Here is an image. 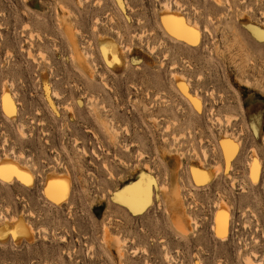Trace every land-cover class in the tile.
I'll return each mask as SVG.
<instances>
[{"label":"rangeland","instance_id":"obj_1","mask_svg":"<svg viewBox=\"0 0 264 264\" xmlns=\"http://www.w3.org/2000/svg\"><path fill=\"white\" fill-rule=\"evenodd\" d=\"M262 36L264 0H0V264H264Z\"/></svg>","mask_w":264,"mask_h":264},{"label":"bare ground","instance_id":"obj_2","mask_svg":"<svg viewBox=\"0 0 264 264\" xmlns=\"http://www.w3.org/2000/svg\"><path fill=\"white\" fill-rule=\"evenodd\" d=\"M164 8H165L164 9L165 10V13L161 15V22L163 24L164 29L166 31L170 32L171 34H173L175 36H178V37H181V38H184V37L188 36L189 34L186 33V32H184L182 30L181 25H183V28H187V29H194V28L192 26H188L187 23L183 22L182 19H181V17L179 15L173 14V13H168V11L170 10V7L168 5L165 4L164 5ZM66 33H67V35H72L71 34V31H70V29L68 27H66ZM185 40L188 41V39H185ZM103 49H104L103 50V53H104L105 56H112V59L113 58L114 59H117L116 49L113 46H104ZM4 98L5 97H3L1 101H2V107L6 111V103H5V99ZM8 103L10 104V106L12 108V105H11V102H10L9 99H8ZM12 110H13V108H12ZM6 112L8 113V111H6ZM225 148H226V151H228L229 148H230V145H227ZM255 163L256 162L254 161L253 165ZM3 165H11L12 167L18 169L19 172L25 174L28 178H30L29 173L24 168L20 167L17 163H15L12 160H0V166H3ZM255 166H256V164H255ZM251 168H252V175H253V166ZM14 178H16V177H14ZM16 179H18V178H16ZM57 179L58 178L55 179V177H49L46 180V191L48 192V196H50L54 200H60L61 198H64V196H65V189H63L61 192H57V191L54 190V187H55L54 184H56L55 182L58 181ZM198 179H202V178H198ZM18 180L21 181V182H23L22 179H18ZM30 180H31V178H30ZM136 186H139V189L138 190H139V192L141 194H143V193L146 192V196H147V199H148L149 198V195H150L149 188H148V184L145 181H143V182H141V185H136ZM136 186H134V187H136ZM134 187H132L130 189H133ZM129 190H126V191L118 194L116 196L117 200L125 203L128 207H130L133 210L142 208L143 206L142 207H140V206H130L129 199L125 195V193H127ZM66 193H67V186H66ZM176 193L177 192L175 191V194ZM226 217H227V215L225 213V210L222 207H220V209H219V211L217 213L216 219H215V224L216 225L214 227H215V232L221 238L222 237L224 238V236L226 234V232H225L226 231L225 230V227H226V222H227V218ZM15 224H16V228L13 231L14 238L15 239H18V237L20 236V234L26 235V233L28 232V229L22 223V221L19 219V220H17V222ZM221 232H223L224 234L221 235L220 234ZM14 233H15V235H14ZM4 235L5 234H3L2 236H4ZM249 261L250 260H248V262Z\"/></svg>","mask_w":264,"mask_h":264},{"label":"snow or ice","instance_id":"obj_3","mask_svg":"<svg viewBox=\"0 0 264 264\" xmlns=\"http://www.w3.org/2000/svg\"><path fill=\"white\" fill-rule=\"evenodd\" d=\"M181 28L184 32L189 34L188 36L184 38L188 39L190 43H195L198 38V33L195 31V29L183 28V25H181ZM262 38H264V36H262ZM4 99L6 103V111H8V113L11 114L12 108L10 104L8 103L7 96H5ZM255 174H256V166L254 164L253 165V179H255ZM13 177L22 179L24 183H30V178H28L25 174L19 172L18 169L12 167L11 165L0 166V179L7 182V181H11ZM138 189H139V186H136L133 189H130L127 193H125V195L129 199L130 206L142 207L143 204L146 202V199H147L146 192L141 194ZM220 234L223 235L224 233L221 232Z\"/></svg>","mask_w":264,"mask_h":264},{"label":"crops","instance_id":"obj_4","mask_svg":"<svg viewBox=\"0 0 264 264\" xmlns=\"http://www.w3.org/2000/svg\"><path fill=\"white\" fill-rule=\"evenodd\" d=\"M129 186V185H128ZM127 187V186H126Z\"/></svg>","mask_w":264,"mask_h":264}]
</instances>
